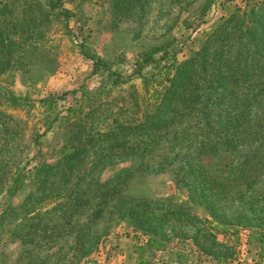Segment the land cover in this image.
Segmentation results:
<instances>
[{
	"label": "rangeland",
	"instance_id": "1",
	"mask_svg": "<svg viewBox=\"0 0 264 264\" xmlns=\"http://www.w3.org/2000/svg\"><path fill=\"white\" fill-rule=\"evenodd\" d=\"M34 1L0 0V7L12 6L10 39L26 36L12 27L21 7L30 23L40 22L29 32L30 45L9 52L18 62L0 70V264H104L113 262L120 245L145 244L153 235L173 244L178 254L167 257L178 264H197L199 251L205 261L223 259L216 264L264 261V32L259 43H246L250 35L243 33L251 8L259 9L264 29V0H62L70 11L66 19L41 18ZM233 15L223 53L227 69L246 73L242 113L227 130L240 135L233 148L204 151L189 143L173 151L161 144L128 151L146 138L148 132H140L59 164L43 185L27 181L17 191L11 187L15 171L30 172L39 161L58 159L55 151L78 117L91 125V115L122 121L137 105L154 101V79L167 67L173 73ZM145 57L149 62L136 71L137 60ZM94 58L117 73L120 83L113 84L115 76L103 65L94 71ZM189 77L173 117L155 131L172 133L176 119H192L201 82L195 71ZM10 93L22 99L12 100ZM46 97L51 101L39 102ZM24 98L28 104L17 103ZM49 104L54 109L47 111ZM80 105V114L62 118ZM203 180L208 187L212 183V197H190L187 186Z\"/></svg>",
	"mask_w": 264,
	"mask_h": 264
},
{
	"label": "trees",
	"instance_id": "2",
	"mask_svg": "<svg viewBox=\"0 0 264 264\" xmlns=\"http://www.w3.org/2000/svg\"><path fill=\"white\" fill-rule=\"evenodd\" d=\"M34 4L41 18L43 16L48 17V15H52V18L63 15L65 16L64 19H66L70 15L69 9L62 7V0H35ZM8 6L11 7L10 10ZM263 6L264 3L261 7L263 8ZM12 12V6L8 3H3L0 7V17L2 16V19L0 18L1 71L6 65L9 66L12 62L14 64L18 62L15 56L9 54V52L17 47L20 48L22 44L30 45L32 41L29 39L33 37L29 35V32L33 33L35 28L40 25V22L38 24L30 23L32 18L29 17L26 9L21 7L17 11V14L13 16L17 22L13 23L12 27L13 29H17L22 36H25L26 33V36L22 41L21 38L19 40L10 39L8 36V16ZM246 18L249 24H247L248 26L245 31L243 30V33L250 36L245 39V42L248 43L254 40V42L259 43L262 40L261 36L264 32V29L261 28L263 23L259 9L251 8ZM234 19L233 15L229 19L222 21L210 32L202 42L200 48L191 57L174 67L173 73L167 67L161 78L154 79L155 86L152 88L150 94V97L154 98V101L147 102L145 107L137 105V108L134 109L135 111L122 121L110 119L107 116L99 117L98 115H91V125L86 120L89 118L78 117L74 126H72L73 128L68 129V135L65 136L62 145L55 151V156L58 159L54 162L47 160L39 161L36 166L30 169V172H26L24 169L15 171L11 177V187L17 191L27 181L43 185L55 174V169L59 164L67 165L74 162L93 146H111L121 142L131 134H138L140 132H148L146 138L132 143L128 147V151L134 152L137 148L149 150L157 144L163 145L167 151H173L189 143H194L196 147L204 151L210 148H218L219 150L233 148L240 135H237L235 132L234 135H231L227 130H229V124H231L233 117L242 113V110L238 108L242 102L240 101L242 95H245L242 89L246 74L244 71H230L227 69L229 63L223 53L227 28ZM40 36L41 33L37 35V37ZM36 40L35 38L34 42ZM237 45H243V41H239ZM237 50L239 51V56L242 49ZM148 62L149 59L146 57L142 60H137L136 64L138 68L136 71H140ZM101 65L107 70L109 76H115L113 84L120 83L121 77L117 73H113L109 68H106L107 66L99 58H94L93 70L97 71ZM193 71L199 75L201 82V100L198 102L192 119L189 121H179L176 119V122L179 123H174V125L178 127L172 133L169 128H166L162 132L155 131L157 127L164 125L169 117H173L172 112L176 97L184 88H188L189 76ZM124 81L122 80L121 83ZM236 93L237 95H235ZM81 95L83 97L87 93L82 91ZM9 98L12 100L22 99L12 93L9 94ZM48 101H51L48 97L39 99V102L42 104H46ZM28 102L25 101V98L24 101H17L18 104H28ZM88 106L91 107V105ZM53 109V105L49 104L47 111ZM67 110L66 117H62L66 121H68L69 116L80 114L83 109L80 105L78 108L69 107ZM141 111L142 114L138 115ZM2 112L0 110V116H4V114H1ZM57 118V116H54L49 119L48 127H51ZM0 120H3V118H0ZM103 124H105L104 130H102ZM2 157L5 158L4 155ZM93 161H91L92 164L94 163ZM198 178L202 177L198 176ZM83 180L80 177L76 184ZM207 183L208 181L206 180L199 183L191 182L187 186L188 195L190 197L201 196L203 199H207V196L212 197V183L210 182V187L206 186ZM259 235L262 236L261 233ZM165 244L166 240L158 235L150 236L146 241L148 249H162ZM261 248L264 249V245H261Z\"/></svg>",
	"mask_w": 264,
	"mask_h": 264
},
{
	"label": "crops",
	"instance_id": "3",
	"mask_svg": "<svg viewBox=\"0 0 264 264\" xmlns=\"http://www.w3.org/2000/svg\"><path fill=\"white\" fill-rule=\"evenodd\" d=\"M146 241L145 240V244L142 243H125L120 245V249L119 252L117 254V257L115 259H113V262H106L104 264H178L177 259H170L171 257H167L170 256L172 253L174 254H178L177 252H172V247L173 244L168 245L165 244V246L162 249H148L146 247ZM175 250L177 249V247H174ZM150 255V257H147V259H145L144 257H142L143 253H147ZM141 253V254H140ZM148 254L144 255L147 256ZM154 256V257H153ZM156 256V257H155ZM204 256L201 254V252L199 251V255L197 256V264H203V262H207L209 261L210 264L211 261H214L215 264L218 263L219 260L223 261L222 258H214V259H207V261H205L204 259H202ZM163 258H166V260L164 261ZM163 259V260H162ZM226 264H230L228 261ZM247 264H264V261H260L259 259L255 258V259H250L249 263Z\"/></svg>",
	"mask_w": 264,
	"mask_h": 264
}]
</instances>
